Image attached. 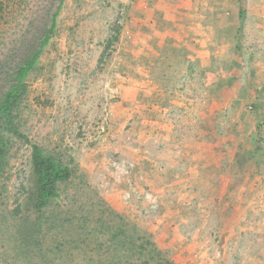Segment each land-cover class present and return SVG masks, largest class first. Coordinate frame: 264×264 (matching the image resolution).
I'll return each instance as SVG.
<instances>
[{"label": "rangeland", "instance_id": "rangeland-1", "mask_svg": "<svg viewBox=\"0 0 264 264\" xmlns=\"http://www.w3.org/2000/svg\"><path fill=\"white\" fill-rule=\"evenodd\" d=\"M143 1L64 0L56 34L29 77V95L17 122L46 150L72 153L77 173L60 185V197L48 209L44 246L22 255L15 250L19 220L13 210L30 180L32 148L5 133L11 147L7 169L0 174V264H156L154 254L144 257L132 249L147 240L173 264H264V89L258 87L261 74L246 76L254 65L251 56H257L246 24H239L246 49L238 59L243 62L236 63L234 50L229 51L228 104H220L224 67L216 62L205 73L188 56L182 38L183 24L196 10L189 8L193 0H146L151 15L161 19L151 25L163 34L159 37L164 39L165 27L175 23L181 35H170L177 54L167 46L164 51L171 53L146 57L144 64L133 55L145 22ZM226 1L227 38L233 40L234 22L243 21L250 9L248 0ZM58 4L10 0L8 16L0 19V54L20 40L33 44L50 26ZM210 6L218 17V2ZM117 28L119 38L108 46ZM146 61L158 70L150 71L153 79L143 96L135 78ZM242 68L238 79L245 86L237 89L235 74ZM131 91L136 104L129 101ZM209 97L213 107L205 108ZM220 110L225 117L206 127L208 119H200V113ZM165 111L168 120L160 114ZM151 114L160 118H141ZM219 143L225 145L222 150L215 146ZM201 144L199 151L175 160L177 145L189 149ZM226 161H232L230 166L224 167Z\"/></svg>", "mask_w": 264, "mask_h": 264}, {"label": "trees", "instance_id": "trees-1", "mask_svg": "<svg viewBox=\"0 0 264 264\" xmlns=\"http://www.w3.org/2000/svg\"><path fill=\"white\" fill-rule=\"evenodd\" d=\"M64 0H58L56 11L51 15L50 26L30 45H22L20 40L6 54H0V174L8 166L11 142L5 133L24 139L31 144V176L28 186H23L24 195L17 200L13 212L19 222L16 237L19 246L15 250L23 253L32 247L44 246L45 228L48 227V209L60 197V185L68 183L77 173V165L72 153L48 151L20 130L18 116L21 105L29 95V77L45 52L46 47L56 34L58 16ZM10 0H0V19L8 16ZM115 35L109 40L108 46L114 44L120 34L115 29ZM2 56V57H1ZM58 220V216L55 217ZM42 239V240H41ZM135 254L147 257L154 254L156 264H173L158 251L151 241L146 244H135ZM18 254V253H17ZM27 262V261H25ZM117 264H124L122 261ZM145 264H150L146 261Z\"/></svg>", "mask_w": 264, "mask_h": 264}, {"label": "crops", "instance_id": "crops-1", "mask_svg": "<svg viewBox=\"0 0 264 264\" xmlns=\"http://www.w3.org/2000/svg\"><path fill=\"white\" fill-rule=\"evenodd\" d=\"M216 2H218V4L220 5V11H219L218 17L217 16L215 17L214 13L211 12V6H210V5H214ZM216 2L212 3L209 0H201V1L193 0L190 3L189 8L196 9V10L195 12L193 11L194 14H191V17L189 18V20L183 24L185 26L187 25V28L184 29L185 31H183L182 38L183 39L186 38V41H184V44L188 45L187 51L190 52L188 56H191L193 58L195 65H197L198 67L201 66L203 70L205 71V73L208 74L212 68V65L216 62L218 63V65H221L220 68L224 67V77L219 78V84L221 85L220 86L221 96H220L219 103L222 104V102H224L228 104L227 103L228 97L226 95L227 93L226 89L228 87L227 65L229 64V56L231 54L229 51L234 50V52L231 55L232 56L235 55L236 58L235 57H232V58H235L236 63H239V62L242 63L243 58H240V59L238 58L239 56H241L240 55L241 52L243 53L245 51V50L244 51L242 50L246 49L244 48L245 45L242 39H239V37L243 35V32L240 27L242 24L243 25L246 24L245 26L246 29L244 31H245V34H248V38H250L251 51L254 53L255 51L253 50H256V54H257V56H251L253 58L255 57V59H253L254 65L251 67L250 73L246 76L249 77L252 74L254 75L261 74V77L258 75V77L261 78L259 82L260 85L258 84V87L260 86L262 89H264V63L261 64L262 62H264V56H261V54H264V0H248L247 7L248 9H250V14H248V16H245V18H243V21L239 18L236 22H234L235 27L231 28V30L234 29L235 31L231 33L233 34V40L231 38L230 39L227 38V36L229 35V33H227V30H228L227 21H229V19L226 16V9H227L228 3L226 0L225 1L219 0ZM152 3L154 4L155 7L158 6V3L154 1ZM149 4L151 3H149V1H146V0L142 2L141 6L143 7V11L145 13V16L143 17L145 22H143L144 25H141V27L139 28L140 34L142 36H139V41L138 40L135 41L136 46L133 48L134 50L133 55H135L136 57H139L140 63H143V64H144V59H146V57H153V56L161 57V55L165 54L166 52L171 53L172 51H164V50H168L167 46L172 45L171 50H174L175 52L174 54H177L176 52L177 50L175 49L176 41L174 39V36L173 38H171L170 35L180 34V29H179L180 26L179 27L175 26L176 25L175 23L174 27L173 25H169L170 27L169 29L165 27V29L163 30V32H166L164 35L165 37H163L164 39H162V37H159L160 35H163V34L158 33L155 30V28L151 27V25L153 24L152 21L156 24V22L158 20L161 21V19L159 18V14L156 15L157 18L155 17V15L154 17L151 15V13L149 12ZM163 5L170 6L172 8V3L170 1H164ZM177 7H178V4L176 6V9L178 10L180 8V4H179V7L178 8ZM185 7L187 8V2H183V8ZM221 7L224 11H222ZM200 9H202L203 11H201ZM256 10H259V11H256ZM134 13H136L135 9H134ZM221 14H223V17ZM216 22H219L220 25H219V29L214 30L213 25H215ZM175 29H179V30L173 31ZM149 30L153 31L152 35L149 34ZM143 31H146V32L144 33ZM186 36H188V38ZM190 44L191 46H189ZM240 46L242 49L238 51L239 49H236V47L239 48ZM259 49L261 50L260 55H258ZM242 56L244 57L243 54ZM260 56L262 59L258 60ZM146 64L147 65L144 66V68L143 67L141 68L142 71L139 74V76L135 78V80L140 85V91H141L140 95L142 94L143 96H145V94L147 93V91L143 88L148 86L147 82L149 81L150 78H152V76L149 73H151L152 70L154 71L158 70L156 69V63L154 62L150 63L146 61ZM257 67H261L262 69H257ZM242 71H243V68L241 69V71L240 70L236 71V74H235L236 75L235 77L237 78L235 82V87L237 89H240L245 86V84L241 85V83H239L240 80L238 79V75H240ZM155 80L159 81L158 79H155ZM163 80H165L167 83H169L170 81L169 79L166 80L164 77H163ZM160 85L161 86L163 85L165 88L170 87V85H166L164 83L158 84L155 82V86L159 87ZM205 87L210 89V87L212 86L211 84L210 85L205 84ZM243 94L240 97H238V99L237 98L235 99L236 103L242 101L241 97L243 96ZM261 95L264 97V90L261 93ZM143 96H141L139 100H143L144 99ZM129 101L132 104H136L139 102L138 97L136 93H134V91H131V93L129 94ZM166 102L167 101H165L164 103ZM203 104L205 108H206V105L211 106L212 105L211 98L209 97L208 101L205 100ZM211 107H213V105ZM160 114L163 115V118H167V120L169 119L168 118L169 115L167 114L166 111L163 113L160 112ZM160 114L157 117H155V114L143 115V117L141 118H144L147 122V120L153 117L155 119L160 118ZM200 115H199L200 119L202 117L204 118V120L206 118L208 119V122L205 123V125H208L206 127L211 126L209 121H211L212 119L222 120L225 117L224 116L225 114L223 112L221 113V110L217 114H213L212 112H201ZM195 116H196V113L194 115V118ZM137 118H139V116H137ZM163 118L161 116V119ZM215 130L218 131L219 128L217 127V129ZM197 134L199 136L204 135L199 132H197ZM208 135H211V130H209ZM219 135H220L219 137L221 138L222 134L220 133V131H219ZM203 146L204 144H201V145H196V146H190L188 147L189 149H186V148H183L182 145H177L176 148L178 149L173 150V153L176 154L175 160L180 161L185 156L184 153L189 152L190 150L192 152L199 151ZM215 146L218 147L220 150H222L225 145L223 146V143H219L218 145H215ZM226 158H228V155H225V159ZM231 162L232 161H226L224 164V167L230 166ZM235 163L237 164V168H236V171H237L238 168H240L241 166L237 160L235 161ZM161 168L162 170L164 169L163 167ZM178 175L180 176L181 174H178ZM219 177H222V174ZM219 185H221V181L219 182ZM231 191H234V190L232 189Z\"/></svg>", "mask_w": 264, "mask_h": 264}]
</instances>
